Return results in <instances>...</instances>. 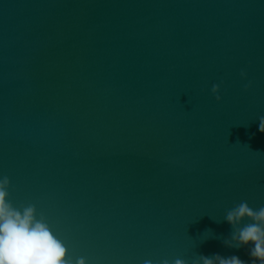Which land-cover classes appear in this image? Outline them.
<instances>
[{
	"label": "water",
	"instance_id": "1",
	"mask_svg": "<svg viewBox=\"0 0 264 264\" xmlns=\"http://www.w3.org/2000/svg\"><path fill=\"white\" fill-rule=\"evenodd\" d=\"M262 117L264 0H0V176L73 260L250 264Z\"/></svg>",
	"mask_w": 264,
	"mask_h": 264
},
{
	"label": "clouds",
	"instance_id": "2",
	"mask_svg": "<svg viewBox=\"0 0 264 264\" xmlns=\"http://www.w3.org/2000/svg\"><path fill=\"white\" fill-rule=\"evenodd\" d=\"M241 75L247 77V72ZM246 88L251 87V81ZM220 84L212 87L217 100H221ZM259 130L264 132V117L259 123ZM11 180L0 176V264H89L87 257L70 258V249L59 238L36 204L29 203L16 207L10 200ZM245 217L253 222L244 224L233 235L238 241L236 246L249 245V255L253 258L250 264H264V207L253 209L243 201L227 214V221L234 226ZM144 264H154L145 261ZM168 264V261H164ZM175 264H186L177 260ZM203 264H249L239 256L223 257L218 253L214 258L203 257Z\"/></svg>",
	"mask_w": 264,
	"mask_h": 264
}]
</instances>
